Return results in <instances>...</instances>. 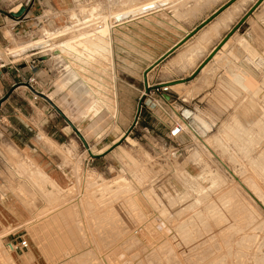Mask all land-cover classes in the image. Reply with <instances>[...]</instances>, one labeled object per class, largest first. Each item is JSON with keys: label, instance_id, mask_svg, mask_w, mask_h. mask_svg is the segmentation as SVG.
I'll list each match as a JSON object with an SVG mask.
<instances>
[{"label": "rangeland", "instance_id": "rangeland-1", "mask_svg": "<svg viewBox=\"0 0 264 264\" xmlns=\"http://www.w3.org/2000/svg\"><path fill=\"white\" fill-rule=\"evenodd\" d=\"M51 1L56 0H36L26 30L3 28L0 61L21 64L37 52L31 59L39 56L53 73L46 96L80 132L88 150L50 104L57 124L77 138L67 144L64 157L68 183L61 197H54V184L49 193L38 182L36 193L20 198L31 212L20 226L29 237L28 253L6 247L1 235L16 230L8 226L0 232V264H264V1L234 32L242 59L231 51L221 60L232 82L250 74L257 87L249 92L242 85L243 102L227 104L232 112L212 120V126L201 111L165 101L168 115L179 124L184 125L182 111L188 116L186 133L175 141L146 132L135 116L124 117L139 106L133 99L137 82H129V74L154 61L228 0H64L61 7ZM245 1L234 0L163 60L193 47V57L174 64L188 72L255 0ZM25 2L31 6L33 1L0 0V9L16 10ZM232 4L239 12H232ZM227 11L231 19L196 46L201 33ZM100 34L105 37L102 52L108 54L100 63L105 75L94 64V72L74 65L64 52L67 45ZM229 39L224 48L233 42ZM68 64L82 69L83 76L78 75L86 83L93 82L95 97L87 100L75 92L82 82H60ZM91 74L97 80L101 75V84L90 80ZM150 101L141 99L139 118L146 114L151 123L168 128L166 115ZM91 121H96L93 126Z\"/></svg>", "mask_w": 264, "mask_h": 264}, {"label": "crops", "instance_id": "crops-1", "mask_svg": "<svg viewBox=\"0 0 264 264\" xmlns=\"http://www.w3.org/2000/svg\"><path fill=\"white\" fill-rule=\"evenodd\" d=\"M32 1L31 6L26 2L20 3L16 10L0 9V44L5 41L3 36L5 26L12 27L16 33L20 29L29 28L32 22L30 14L37 5L36 0ZM51 4L53 7H61L64 0H56ZM20 7L24 8L23 13L18 17L13 16L12 13ZM7 33L10 34L9 31ZM225 34L213 43L206 54L186 73L177 65L168 64L169 60H162L147 70V67L185 33L154 61L134 70L133 75L129 74L128 81L137 82V92L133 96L136 104L143 98V92L147 91L153 98L162 95L171 106L177 104L180 109L201 111L204 118L210 120H206L209 126H212V120L226 117L232 112V107L227 104L243 102L242 85L246 89L248 87V91L251 92L258 84L250 74L242 77L240 82H232L229 74L225 73L221 60L229 52L238 53L240 60L242 59L243 53L239 50L236 40L230 41L224 48L227 43L225 42L202 68H198ZM36 53H30L28 60L31 61V57ZM218 53L221 54L217 58ZM39 58L35 56L36 69L33 71L28 68V60L21 64L11 60L0 61V232L8 226L16 228L14 232L9 231L1 235L4 241L16 240L20 236L28 240L26 230L20 229V226L29 220L31 212L20 198L24 199L34 193V184L42 182L49 193L51 184H54V193L57 194H54V197H61L68 183L66 162H64L67 144L71 140L77 143V138L72 136L74 133L72 129L73 133L67 130L66 126L57 124V114L51 110L50 103L41 96L33 98L29 85L46 95L45 92L50 89L49 82L53 78L51 68ZM31 76L35 82H28ZM250 100L253 101V98L251 97ZM135 114L136 109L128 110L124 117L134 118ZM139 119L142 123L141 128L146 132L155 133V136L167 135L168 128L158 123H151L146 114ZM160 125L163 128L162 132L158 129ZM78 149L82 155L81 146H78ZM17 252L28 253V248Z\"/></svg>", "mask_w": 264, "mask_h": 264}, {"label": "bare ground", "instance_id": "bare-ground-1", "mask_svg": "<svg viewBox=\"0 0 264 264\" xmlns=\"http://www.w3.org/2000/svg\"><path fill=\"white\" fill-rule=\"evenodd\" d=\"M243 1H245V0H240V2H243ZM235 2H236V0H235ZM246 2V1H245ZM234 4H232L230 7L233 9L232 10V12H239V9L234 5ZM91 9V8H90ZM91 10H93V9H91ZM225 10V9H224ZM231 10V9H230ZM231 19V16H230V13H228V11L227 12H225V13H223V15H221L220 17H219V19H217V21L214 23V25L212 26V27H210V26H208V27H210V28H208L207 30H204L202 33H201V36L199 37V38H197V45L196 46H200L205 40H206V38L210 35V34H213V33H216V31H218L219 29H220V27H222V25L223 24H226L229 20ZM69 27H65L64 29L65 30H67ZM46 29V28H45ZM47 30V29H46ZM46 32V31H45ZM44 33V32H43ZM48 33V32H47ZM62 34V33H61ZM47 35V34H46ZM51 35V34H50ZM53 35V34H52ZM51 35V36H52ZM58 35V34H57ZM50 36V37H51ZM90 37V36H89ZM236 37V33H233L229 38V40H236L235 42H237V41H239V39H236L235 38ZM48 38H49V35H48ZM47 38V39H48ZM107 38V37H106ZM240 38V37H239ZM38 39V38H37ZM74 39V38H73ZM72 39V40H73ZM104 39H105V37H104V35L103 34H100V35H98V36H94V37H90V38H88V41L87 42H85V43H82V42H76V43H74V45H67L66 47H65V50H64V52H65V55L67 56V58H70V57H73L74 59L72 60L71 59V62L73 61V62H75L74 63V65L77 63V64H80L83 68H85L86 70L88 69L89 70V68H90V64H94V65H97L98 67L97 68H99V69H102L101 71L99 70V71H97L98 69H96V67H94V66H92V67H94V69H96V71H97V73H101L103 70L104 71H107L106 70V67H105V69L104 68H102V65L100 64L101 62L103 63V59L105 58V60L106 59H108V54H105V52L103 53L102 52V48H104L105 47V41H104ZM242 39V38H241ZM36 40V39H35ZM35 40H33V41H35ZM75 40V39H74ZM73 40V41H74ZM87 40V39H86ZM85 40V41H86ZM243 40V39H242ZM40 41H42V40H40L39 39V41L37 40L36 41V43H38V42H40ZM69 41V40H68ZM77 41V40H76ZM207 41V40H206ZM67 42V41H66ZM65 42V43H66ZM70 42V41H69ZM234 42V43H235ZM63 43V42H62ZM86 43H87V45H86ZM24 44H29V43H24ZM59 44H60V42H59ZM237 44V43H236ZM61 45V44H60ZM63 45V44H62ZM24 46V45H23ZM26 46H28V45H26ZM78 46H80V47H78ZM196 46H194V47H196ZM242 46V45H241ZM54 47V46H53ZM56 47V46H55ZM107 47H108V45H107ZM22 48V47H21ZM78 48V49H77ZM193 48V47H192ZM190 49L189 51H186V53H184L183 55H179V56H177V58H171L170 60H169V63L168 64H172V65H174V64H176V62H178V60H179V62L181 63L182 62V60L185 58V59H190L191 57H193L194 56V48L193 49ZM242 49H244V48H242ZM108 50V49H107ZM107 50H105V51H107ZM104 51V50H103ZM109 51V50H108ZM63 52V51H62ZM181 54V53H180ZM229 54V53H228ZM70 56V57H69ZM218 58V57H217ZM97 62H99V63H97ZM190 62V61H189ZM70 63V62H69ZM71 64V63H70ZM70 64H68L67 66H65V73H66V75H63V76H61L60 77V82H82L81 84H82V86H81V88H80V86L79 87H76L75 88V92L76 93H78V94H80L81 95V97H84L83 99H85V98H87V100H90V98H93V97H95V93H96V90H95V88H94V86H92L91 84L93 83H86V82H88L89 80H87L86 81V79L84 80L82 77H81V75H82V73H79V71H81L80 69H77L74 65V67L73 66H71ZM99 64V65H98ZM101 65V66H100ZM87 66H89V67H87ZM64 68V67H63ZM166 68H167V66H166ZM85 69H83V70H85ZM91 69V71L92 72H94L93 70H92V68H90ZM211 69V68H210ZM103 71V72H104ZM86 72V71H85ZM108 72V71H107ZM84 73V72H83ZM91 72H89V74H90ZM99 73V74H100ZM78 74H81L80 76L78 75ZM85 74V73H84ZM86 74H87V72H86ZM101 74H104V73H101ZM93 75H95V74H93ZM105 75V74H104ZM104 75H102V76H104ZM83 76V75H82ZM85 76V75H84ZM105 77V76H104ZM99 78H101V75H100V77ZM99 78H98V80L95 78V76H92V74L91 75H89V79L90 80H96L97 81V83L98 82H100V84H101V81L99 80ZM103 78V77H102ZM102 80V79H101ZM61 84V83H60ZM73 83H71V85H72ZM100 84H98L99 86H100ZM70 85V84H69ZM68 85V86H69ZM76 85V84H75ZM93 85H95V84H93ZM74 86V85H73ZM96 88H97V86H95ZM103 88V87H102ZM73 89V88H72ZM96 98H100V97H97L96 96ZM101 99V98H100ZM93 100V99H92ZM99 100V99H98ZM97 100V102H96V104L98 103V102H100V101H98ZM102 100V99H101ZM83 101V100H82ZM86 101V100H85ZM94 101H96V100H94ZM102 101H104V100H102ZM101 101V102H102ZM92 102V101H91ZM90 103V102H89ZM88 103V104H89ZM95 104V103H94ZM90 105V104H89ZM88 105V106H89ZM100 105L101 106H103V102H102V104L100 103ZM93 106H95V105H93ZM98 106H99V104H98ZM97 106V107H98ZM91 108V107H90ZM101 108V107H100ZM86 109V108H85ZM89 109V108H88ZM105 109H106V106H105ZM92 110V109H91ZM98 110V108L97 109H95V108H93V110H92V112H94V113H96V111ZM102 110V109H101ZM100 110V111H101ZM261 110V109H260ZM89 111V110H88ZM106 111V110H105ZM86 111L83 109V111H81V115H82V117H87V114H85L84 115V113H85ZM186 112V111H185ZM263 112V111H262ZM264 113V112H263ZM100 114V113H99ZM91 115H92V113H91ZM94 116L95 115H98V113L97 114H93ZM189 115V114H188ZM91 118H92V116H90ZM97 116H95V117H93V118H96ZM193 117H195V115L193 116ZM102 118V117H101ZM198 118V117H197ZM97 119V118H96ZM100 119V118H99ZM103 119V118H102ZM101 119V120H102ZM258 119V118H257ZM259 119H261V117L259 118ZM88 120V119H87ZM93 120V119H92ZM104 120V119H103ZM100 121V120H99ZM259 121V120H258ZM92 122V121H91ZM96 122V121H95ZM94 122V123H95ZM198 122V121H197ZM200 122V121H199ZM264 122V121H263ZM94 123L92 122V126L94 125ZM104 123V122H103ZM252 125V124H251ZM96 126V125H95ZM88 127V126H87ZM89 127L91 128V124H89ZM98 127V126H97ZM251 127H253V126H251ZM92 128H94V127H92ZM96 128V127H95ZM89 129V128H88ZM244 130V129H243ZM240 131V130H239ZM98 132V131H97ZM228 132V131H227ZM254 132V131H253ZM230 133V132H229ZM242 133V132H241ZM257 134V133H256ZM243 135V134H242ZM217 140V139H216ZM215 140V141H216ZM215 143V142H214ZM216 144V143H215ZM234 145V144H233ZM86 148H87V150H88V147L87 146H85ZM140 165V164H139ZM137 166V165H136ZM147 176V175H146ZM191 178V177H190ZM121 180H122V178H120ZM119 179V180H120ZM124 179V178H123ZM125 180V179H124ZM213 180V179H212ZM214 181V180H213ZM108 189V188H107ZM226 197V196H225ZM233 201V200H232ZM169 202V201H168ZM230 202V201H229ZM187 205V204H186ZM207 205V204H206ZM165 207V206H164ZM111 212V211H110ZM112 213V212H111ZM216 218V217H215ZM216 220V219H215ZM190 222V221H189ZM180 223V222H179ZM227 223V222H226ZM118 225V224H117ZM212 226V225H211ZM112 227V226H111ZM232 229V228H231ZM229 234V233H228ZM180 235V234H179ZM182 236V235H181ZM203 236V235H202ZM183 237V236H182ZM188 238V237H187ZM243 238V237H242ZM195 243V242H194ZM186 244H188L187 242H186ZM235 244V243H234ZM210 248V247H209ZM141 253V252H140ZM143 254V253H142ZM212 254V253H211ZM211 254H209V255H211ZM243 254V253H242ZM135 255V254H134ZM202 256V255H201ZM203 257V256H202ZM206 257V256H205ZM207 258V257H206ZM201 259H203V258H201ZM221 262V261H220Z\"/></svg>", "mask_w": 264, "mask_h": 264}, {"label": "water", "instance_id": "water-1", "mask_svg": "<svg viewBox=\"0 0 264 264\" xmlns=\"http://www.w3.org/2000/svg\"><path fill=\"white\" fill-rule=\"evenodd\" d=\"M234 0H228L225 4L219 6L216 10H214L210 16H208L206 19L202 20L200 24L195 26L193 29L185 33V35L179 39L173 46H171L167 51H165L162 55H160L149 67H147V70L158 64L160 61H162L166 56H168L170 53H172L176 48L181 46L183 43H185L189 38H191L195 33L203 27L205 24H207L212 18L217 16L221 11H223L230 3H232ZM264 0H255L253 4L248 8V10L239 18V20L229 29V31L221 38V40L213 47V49L209 52V54L205 57V59L198 65V68H202L206 62H208L215 54L216 52L225 44V42L229 39V37L237 30L239 27L246 21L248 16L263 2ZM24 11L23 7H20L16 12L12 13L13 16L18 17L20 16ZM195 72H193L194 74ZM34 93L38 94L39 96L46 99L48 102H50V99L35 90H33ZM52 106L56 109V111L64 117V119L68 122L70 126L75 128L72 123L68 120V118L63 114V112L58 109L53 103L50 102ZM75 134L80 138V140L83 142L84 146H87L86 141L80 134V132L75 128Z\"/></svg>", "mask_w": 264, "mask_h": 264}, {"label": "built area", "instance_id": "built-area-1", "mask_svg": "<svg viewBox=\"0 0 264 264\" xmlns=\"http://www.w3.org/2000/svg\"><path fill=\"white\" fill-rule=\"evenodd\" d=\"M29 69H31L32 71L36 69V63L34 61V59H32L31 61H29V65H28ZM28 82H35V79L31 76L28 78ZM32 94H33V98H36L37 96H39L38 94L34 93L33 90H35L34 88H32L31 85H29ZM37 91V90H35ZM39 92V91H37ZM41 93V92H40ZM142 96H148L149 100L151 99V103L158 109L161 110V112L163 114L166 115V119H168L166 121L167 125H168V133H167V138L175 141L178 138H180L181 135H183L184 133H186L185 129V118H187L188 116L183 114V111L181 112V115L183 116V122L184 125L179 124L178 122H176L172 116L168 115V112L165 110V101L168 102V100H166L162 95L158 97H150L149 93L147 91L143 92ZM144 102V101H143ZM141 109H142V103L139 102V106L137 108L136 114H135V123L137 122V120L139 119V115L141 113ZM192 130V129H191ZM178 145V144H177ZM93 155V154H92ZM88 161V160H86ZM6 247L10 250V251H21V250H26L28 248V241L26 238L23 237H19L16 240H8L5 242Z\"/></svg>", "mask_w": 264, "mask_h": 264}]
</instances>
